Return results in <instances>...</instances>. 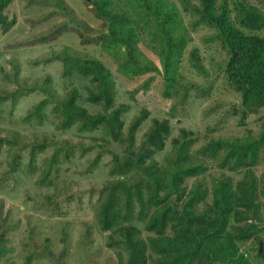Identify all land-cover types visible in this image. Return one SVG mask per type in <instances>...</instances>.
I'll list each match as a JSON object with an SVG mask.
<instances>
[{
  "label": "rangeland",
  "instance_id": "rangeland-1",
  "mask_svg": "<svg viewBox=\"0 0 264 264\" xmlns=\"http://www.w3.org/2000/svg\"><path fill=\"white\" fill-rule=\"evenodd\" d=\"M165 1L177 6L186 29V45L178 57L180 82L170 96L163 93V75H157L147 88L143 84L153 72L125 78L112 59L101 53L100 45L80 43L81 35L76 29L65 28V35L53 40L43 41V37L34 36L67 20L54 5L14 0L8 7L7 14L15 15L17 20L7 31L0 25V240L5 236L0 244V264H54L47 246L54 250L65 247L69 264H88L92 259L97 264H122L130 256L120 242L122 235L118 229L122 219L108 229L100 221V203L109 192L104 186L109 179L119 177L118 173L112 174V150L122 153L124 145L110 137L103 139L101 127L81 131L78 123H74L61 128L62 114L55 111V102L46 105L40 116L28 117L34 105L46 96L42 85L52 87L61 97L77 86L82 106L92 114L104 111L103 104L91 100L86 89L90 81L64 77L62 61L53 58L67 44L100 57L114 72L115 101L109 110L122 109L125 133L132 121L144 114L136 131L137 145L154 120H168L170 133L164 148L154 152L161 164L166 163L165 158L172 151L173 138H181L182 133L193 141L194 158L202 156L197 151L212 138L258 136L264 130V108L244 110L240 93L228 85L222 66L229 52L221 40L211 39L214 28L198 22L199 1ZM226 1L235 10L234 0ZM245 1L264 12L263 0ZM63 3L90 26V36H96L104 20L93 15L92 5L86 0ZM126 7L128 4L122 2V8ZM32 17L39 19V23L32 24L28 19ZM151 31H154L152 20L149 29L141 31L142 55L163 69L160 51L165 44L159 39L152 40ZM194 50L200 65L196 64ZM68 148L72 151L69 155ZM203 159L211 160L206 156ZM212 171L232 176L233 184L245 174V170L235 172L211 165L205 173L210 190ZM254 171L259 190L264 189V160ZM196 179L195 176L186 179L188 188ZM211 194L210 191L209 199ZM136 207L139 208L137 200ZM131 222L141 228L142 237L152 233L146 229L144 220L136 218ZM259 225L260 239L253 237L241 248L253 264H264V257L257 253L261 243L264 250V206ZM87 232L91 237H86L83 243L81 238ZM148 254L149 264H153L155 255L150 248Z\"/></svg>",
  "mask_w": 264,
  "mask_h": 264
},
{
  "label": "trees",
  "instance_id": "trees-1",
  "mask_svg": "<svg viewBox=\"0 0 264 264\" xmlns=\"http://www.w3.org/2000/svg\"><path fill=\"white\" fill-rule=\"evenodd\" d=\"M13 1L0 0V25L5 31L17 20L15 15L10 17L6 12ZM86 1L92 5L93 15L104 20L96 36H90V26L75 17L64 0H29L54 5L67 16L63 23L34 36L47 41L63 37L65 28L76 29L81 35L80 43L100 45L101 53L112 59L116 70L125 78L134 79L153 72L143 84L147 88L157 75H163V93L170 96L180 82L178 57L186 45V29L177 6L165 0ZM198 1L196 9L201 13L198 22L214 28L211 39L221 40L229 52L222 68L228 85L241 95V107L247 111L264 108V12L245 0H234L235 10L226 0ZM122 2L128 4L126 9L122 8ZM28 19L32 24L39 23V19ZM151 20L152 40L159 39L165 44L160 51L163 69L142 55L141 31L149 29ZM72 45L55 52L53 58L62 61L64 77L90 81L86 89L91 100L103 104L104 111L92 114L82 106L78 102L77 86L61 97L52 87L42 85L46 96L34 105L28 117H37L46 105L55 102V111L62 114L61 128L74 123H78L81 131L101 127L105 133L103 139L110 137L124 145L122 153L112 150V174L118 173L119 177L107 181L104 187L109 192L100 203L104 229L122 219L118 229L122 235L120 242L130 254L122 264H149V248L155 255L153 264H253L241 248L253 237L260 239L262 232L259 222L264 189L259 190L254 167L264 160V130L258 136L212 138L197 151L202 156L194 158L191 156L193 141L182 133L181 138H173L172 151L167 154L166 163L161 164L154 152L164 148L170 133L168 120H154L137 145L136 131L144 114L136 117L125 133L122 109L109 110L115 101L114 72L100 57L80 52ZM192 54L200 65L197 50ZM69 148L67 155L72 152ZM204 156L211 160H204ZM211 165L235 172L245 170V174L233 184L232 176L222 172L216 175L212 171L210 190L205 173ZM193 176L197 179L188 188L185 181ZM136 218L144 220L146 229L152 232L146 238L142 237L141 228L131 222ZM86 237H91L89 232L81 238L83 243ZM46 251L52 254L54 264H69L65 247L54 250L47 246ZM257 253L264 257L260 245ZM93 263L97 264L93 259L88 264Z\"/></svg>",
  "mask_w": 264,
  "mask_h": 264
},
{
  "label": "water",
  "instance_id": "water-1",
  "mask_svg": "<svg viewBox=\"0 0 264 264\" xmlns=\"http://www.w3.org/2000/svg\"><path fill=\"white\" fill-rule=\"evenodd\" d=\"M254 220H256V219H255V216H254ZM261 249H262V243H261Z\"/></svg>",
  "mask_w": 264,
  "mask_h": 264
}]
</instances>
